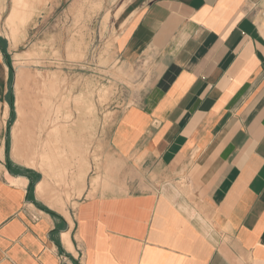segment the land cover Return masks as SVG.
Returning <instances> with one entry per match:
<instances>
[{
  "label": "crops",
  "instance_id": "1",
  "mask_svg": "<svg viewBox=\"0 0 264 264\" xmlns=\"http://www.w3.org/2000/svg\"><path fill=\"white\" fill-rule=\"evenodd\" d=\"M9 2L0 0V264H264V0L120 7L114 56L128 70L146 62L148 82L107 133L100 126L108 144L96 154L108 163L91 175L82 163L74 196L36 166L41 138L73 135L43 129L56 91L40 98L14 73L5 25L30 37L40 15L12 21ZM64 94L68 113L67 81Z\"/></svg>",
  "mask_w": 264,
  "mask_h": 264
},
{
  "label": "rangeland",
  "instance_id": "2",
  "mask_svg": "<svg viewBox=\"0 0 264 264\" xmlns=\"http://www.w3.org/2000/svg\"><path fill=\"white\" fill-rule=\"evenodd\" d=\"M54 1L55 5L52 6ZM127 1L25 0L26 8L23 9L22 5L20 9L18 8L19 11L24 13V16L26 13L31 15L34 10L37 11L36 15H40V19L36 17L31 20L33 27L26 26L30 37H15L18 26L5 25V34L10 40L9 49L12 57L10 62L13 63L18 81L21 85L27 82L35 83L36 88L43 90L37 95L40 98L48 99L49 93L55 90V96L59 99L55 113L51 107V113H48V120L43 123V129L57 128L56 135H61L60 131L62 135L68 133L73 135L66 138L59 136L41 138L42 154L39 155L40 163L38 162L36 166L39 165L46 176L54 179L58 193L61 195L70 196L71 193L72 196L79 195V190L68 184L79 176L78 169L82 162L87 161L90 175L98 163L100 168L108 163V153L96 154L101 149L106 150L107 138L102 139L101 142L95 134L104 124L107 133L110 121L117 113L114 111L123 108V102L131 103L132 98L138 96L148 82V77L145 75L148 68L146 62L142 60L128 70L121 66L114 56L116 32L114 23L120 7ZM12 2L10 0L9 8ZM12 21L15 19L13 18ZM66 81L67 84L72 85L73 105L68 110L66 108L69 114L64 111L63 105L68 101V98L64 99ZM82 93L85 98L91 99L96 110L86 118L82 117L86 120H79L77 125L81 110L86 109L85 99L78 98ZM31 94L35 97L34 93ZM129 98H131L130 102H128ZM45 109L42 107L41 115L46 114ZM85 134L89 136H82ZM15 144L16 138L11 139L14 151L10 156L16 161L18 153ZM66 146L68 153L64 154L67 155L65 161L61 153ZM44 150H51L50 160L55 165L54 177L48 174L50 160L44 161ZM9 164H12L10 159ZM26 165L35 166L31 162H26ZM57 172L60 173L61 179H58Z\"/></svg>",
  "mask_w": 264,
  "mask_h": 264
},
{
  "label": "bare ground",
  "instance_id": "3",
  "mask_svg": "<svg viewBox=\"0 0 264 264\" xmlns=\"http://www.w3.org/2000/svg\"><path fill=\"white\" fill-rule=\"evenodd\" d=\"M14 2H15V5H14V10H13V15H12V19L13 18H15L16 16H18L19 14H20V12H19V9L22 7V5H23V9H25L26 8V2H25V0H14ZM21 5V6H20ZM19 8V9H18ZM10 18V19H11ZM24 19H22V21H23ZM87 97V96H86ZM78 98H80V99H82V100H84L85 99V101H86V109H85V113H87V114H92V113H95V105L93 104V102L91 101V99H89V97L88 98H85V95H84V93H82V94H80V95H78ZM80 119H78L77 120V125L79 124V121ZM16 128V127H15ZM54 131H56V132H58V129L56 128ZM65 143H66V141H65ZM51 151V150H50ZM50 151L49 150H44V152H43V157H44V161H47V160H50V159H52V157H51V153H50ZM67 152H68V150H67V146H66V149L64 148V149H62V153H61V155H64V154H67ZM64 160L66 161L67 160V155H64ZM50 164H49V168L51 167L52 169H51V171L52 170H54L53 168L55 167V165H53V163H51V160L50 161H48ZM84 162H87V161H84ZM84 162H82V163H84ZM78 171L80 172L81 171V174H80V176L79 177H83V174H84V172H82V168H81V165H80V167H79V169H78ZM57 174H58V179H61V177H60V173H58L57 172ZM57 176V175H56ZM60 181V180H59ZM42 187L40 186V188L39 189H41ZM53 201V200H52Z\"/></svg>",
  "mask_w": 264,
  "mask_h": 264
}]
</instances>
